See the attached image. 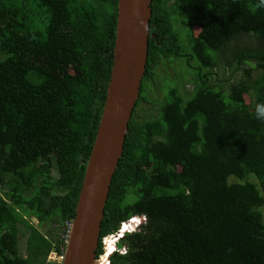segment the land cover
<instances>
[{
  "label": "trees",
  "instance_id": "trees-1",
  "mask_svg": "<svg viewBox=\"0 0 264 264\" xmlns=\"http://www.w3.org/2000/svg\"><path fill=\"white\" fill-rule=\"evenodd\" d=\"M118 2L0 0V264L64 262L111 81ZM258 4L152 1L146 72L98 254L123 222H147L126 236L128 252L111 264H264ZM42 56L73 72L52 76ZM166 63L175 65L173 77L162 71ZM153 84L164 93L158 101ZM30 217L49 226L48 236ZM52 251L58 256L49 261Z\"/></svg>",
  "mask_w": 264,
  "mask_h": 264
},
{
  "label": "water",
  "instance_id": "water-1",
  "mask_svg": "<svg viewBox=\"0 0 264 264\" xmlns=\"http://www.w3.org/2000/svg\"><path fill=\"white\" fill-rule=\"evenodd\" d=\"M153 0H119L114 64L98 134L66 243L63 264H108L110 252L97 258L110 187L124 151L129 123L140 98L150 46ZM106 162V163H104ZM102 165L107 172H99ZM147 220H131V231Z\"/></svg>",
  "mask_w": 264,
  "mask_h": 264
},
{
  "label": "rangeland",
  "instance_id": "rangeland-1",
  "mask_svg": "<svg viewBox=\"0 0 264 264\" xmlns=\"http://www.w3.org/2000/svg\"><path fill=\"white\" fill-rule=\"evenodd\" d=\"M43 57V60L46 62V66H47V71H48V73L49 74H51L52 76H55V77H57V78H63V77H65V75L66 74H68V73H70L71 71L73 72V69H72V66H69V65H64V64H61V63H58V64H52V58L50 57V56H42ZM168 63H166L165 65H164V68L162 69V71L164 72V73H167L168 71H169V74H170V76L171 77H173V75H175V73H176V68H175V65H173V64H168ZM71 69V70H70ZM177 69H178V71H180V70H182V67L180 66V65H178V67H177ZM169 74H167V75H169ZM191 77V74L190 75H188V80L187 81H184V85L186 86L187 85V87L188 88H190V87H192V84H191V79H192V77ZM156 81H157V79H156ZM151 89H153L154 90V94L156 93V96L153 94V95H151L152 97L153 96H155L156 97V100L158 101V99L159 98H161V97H163L164 96V93L162 92V90H161V87H160V85H157V84H153V86H152V88ZM150 89H148L147 90V93H148V91H149ZM146 93V94H147ZM145 94V95H146ZM160 100V99H159ZM246 100H247V102L249 103L250 102V97L249 96H246ZM156 101V102H157ZM151 108V106H149V109ZM142 111H140V113H141ZM1 193V192H0ZM1 195H3V194H1ZM263 211V213H264V209L262 210ZM30 219V221H31V224H33L34 226H36L38 229H40L42 232H44L45 234H46V236H48V233H47V228L49 227V226H47V227H43V228H41L39 225H38V220L36 219V218H34V217H30L29 218ZM134 220V219H133ZM56 225H53V229H56ZM70 230V229H69ZM138 231V229H136L134 232H137ZM126 233L128 234V231H126ZM28 234H29V228L28 227H23V230H22V236H21V238H20V250H21V252H22V254H25L26 253V246H27V238H28ZM125 235V234H124ZM49 236L50 237H57V232L56 231H54V233L51 231L50 233H49ZM107 238V237H106ZM120 238V237H119ZM110 240V244H114V243H116L117 241H118V238L117 239H113V238H110L109 239ZM124 240L125 239H121V241L119 242V244L121 245V244H123L124 243ZM107 243H108V241H107ZM103 245H104V249L106 250V247H107V245L103 242ZM123 247H125V246H123ZM113 256V255H112ZM61 258V257H60ZM60 258H59V260H60ZM55 259V255L52 253L50 256H49V261H52V260H54ZM62 260V259H61Z\"/></svg>",
  "mask_w": 264,
  "mask_h": 264
},
{
  "label": "clouds",
  "instance_id": "clouds-1",
  "mask_svg": "<svg viewBox=\"0 0 264 264\" xmlns=\"http://www.w3.org/2000/svg\"><path fill=\"white\" fill-rule=\"evenodd\" d=\"M258 7H264V0H259V4H258ZM255 115H256V118L257 119H259V120H262V121H264V104H258L257 106H256V113H255ZM135 218H137V216H133L130 220H128V221H125V222H123V224L121 225V227H120V229L116 232V233H114V234H110V235H108V236H106V237H103L102 238V246H103V250H104V252L102 253V254H98V250H99V247H100V244H99V247H98V250H97V258H99L100 256H102V255H104L105 254V252H106V250L108 251V252H110V261H109V263L108 264H111V261H112V258H113V256L114 255H116V254H120V255H124V254H126L127 252H128V250H129V247L126 245V244H119V242L121 241V239H125L126 238V236L128 235V234H132V233H135L134 231H131L130 229H129V227L127 228V230H126V228H123V226L125 225V224H127L128 222H130L131 220H133V219H135ZM146 222H147V220L146 221H144L142 224H140L136 229H138V231L137 232H139V230L141 229V227L144 225V224H146ZM73 224V223H72ZM72 224H70V226L72 227ZM71 227H70V230H71ZM135 229V230H136ZM70 230H69V233H70ZM126 231H128V234L126 233ZM121 234H123V236L121 237V239L116 243V246L113 248V249H111V250H109L108 249V246L106 247V250L104 249V245H103V242H104V240L105 239H110V238H108V237H111V236H114V237H116V236H118V235H121ZM125 234V235H124ZM68 238H69V235H68ZM68 238H67V241H68ZM101 240V239H100ZM107 245V244H106ZM123 246H125V247H123ZM54 254V251H52L51 253H50V255L51 254ZM65 254V253H64ZM49 255V256H50ZM55 255V254H54ZM113 255V256H112ZM63 257V256H62ZM62 257L60 258V260L62 259ZM49 259V258H48ZM55 259H57V255H55ZM61 264H62V260H61Z\"/></svg>",
  "mask_w": 264,
  "mask_h": 264
},
{
  "label": "bare ground",
  "instance_id": "bare-ground-1",
  "mask_svg": "<svg viewBox=\"0 0 264 264\" xmlns=\"http://www.w3.org/2000/svg\"><path fill=\"white\" fill-rule=\"evenodd\" d=\"M104 163H106V162H104ZM107 170H108V168H107V166H105V165H102L101 167H100V169H99V172H107ZM123 236V234H121V235H118V236H116V237H111V238H113V239H117L118 238V241L121 239V237ZM120 237V238H119ZM117 241V242H118ZM116 242V243H117ZM116 243H114V244H110V240L108 241V243H107V246H108V249L109 250H111V249H113L115 246H116ZM65 258V257H64Z\"/></svg>",
  "mask_w": 264,
  "mask_h": 264
},
{
  "label": "built area",
  "instance_id": "built-area-1",
  "mask_svg": "<svg viewBox=\"0 0 264 264\" xmlns=\"http://www.w3.org/2000/svg\"><path fill=\"white\" fill-rule=\"evenodd\" d=\"M123 228H126V230H127L128 227H126V226L124 225ZM114 236H115V235H114ZM114 236H111V237H114ZM111 237H108V238H111ZM107 241H109V239H105V240H104V243L107 244Z\"/></svg>",
  "mask_w": 264,
  "mask_h": 264
},
{
  "label": "flooded vegetation",
  "instance_id": "flooded-vegetation-1",
  "mask_svg": "<svg viewBox=\"0 0 264 264\" xmlns=\"http://www.w3.org/2000/svg\"><path fill=\"white\" fill-rule=\"evenodd\" d=\"M54 254L58 256V254H56L55 252H54Z\"/></svg>",
  "mask_w": 264,
  "mask_h": 264
}]
</instances>
